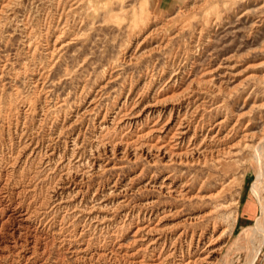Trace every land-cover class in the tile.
I'll list each match as a JSON object with an SVG mask.
<instances>
[{"label": "rangeland", "instance_id": "obj_1", "mask_svg": "<svg viewBox=\"0 0 264 264\" xmlns=\"http://www.w3.org/2000/svg\"><path fill=\"white\" fill-rule=\"evenodd\" d=\"M3 27L0 171L10 169L6 158L17 129L38 124L36 114L43 109L45 118L37 140L50 134L57 137L54 146L67 160L68 145L80 133L85 156L82 167H88L87 161L96 156L110 164L83 192L88 205H104L103 210L96 208L95 212L108 215L110 223L117 225L128 210H143L146 203L155 201L146 205L149 214L138 224L148 222L151 212L159 215L167 207L176 210L166 221L173 225L190 215L210 211L202 220L185 223V228L184 224L177 226L168 234L184 231L186 237L180 239L183 245L190 242L191 233L196 241L202 240L193 247L192 259L207 256L205 241L213 234L218 237L214 246L222 247L215 264L247 263L254 252L239 246L255 243L262 211L252 225L242 226L241 202L252 186L260 207L264 195L260 171L264 147V0H20ZM209 36L211 42L195 61L196 70L177 90L187 88L205 68L216 70L215 83H226L231 93L212 98L208 104L223 105L208 113L207 121L226 115L233 122L239 117V130L246 128L255 137L236 147L218 165L210 160L205 164L167 165L159 156L152 161L145 156L131 159L103 155V149L93 143L103 117L111 122L123 107L129 89L150 96L159 80L175 66L189 67L193 43ZM234 72L237 75L230 76ZM93 97V109L74 122L77 112H84ZM110 125L114 139L129 130L122 124ZM258 135L262 136L258 139ZM98 150L102 155L98 156ZM71 162L74 165L76 160ZM168 176L169 182L177 185L187 183L184 197L169 196L158 187ZM98 186L100 190L95 192ZM117 187L126 190L111 192ZM222 187L221 193L207 197ZM118 198L126 201L117 205ZM154 218L153 225L157 222ZM43 232L40 228L39 233ZM132 239V228L119 232L111 243V256H119L128 244L132 245ZM53 241L46 257L38 255L27 263L77 264L78 243L63 246L56 235ZM96 241L102 249V241ZM263 243L257 244L256 258L262 253ZM151 257L152 262L158 260ZM0 264L19 263L3 260Z\"/></svg>", "mask_w": 264, "mask_h": 264}, {"label": "bare ground", "instance_id": "obj_2", "mask_svg": "<svg viewBox=\"0 0 264 264\" xmlns=\"http://www.w3.org/2000/svg\"><path fill=\"white\" fill-rule=\"evenodd\" d=\"M18 2L20 0H0V28L8 22ZM210 42V36L208 39L197 38L193 43L191 65L175 66L166 78L159 80L150 96L144 97L141 90L129 89L123 107L119 110L117 108L118 111L111 122L103 117L100 131L93 137L94 145L103 149V155L111 153L112 156L131 159L145 156L152 161H156L155 158L159 156L167 165L205 164L208 160L218 165L233 153L236 147L255 137L256 134L250 133L246 128L239 130V117L233 122L228 121L229 117L226 115L207 121L208 113L223 105V102L208 104L212 102V98L231 93L225 86L226 83H215L216 70L205 68L199 78L192 79L187 88L178 91L185 83L187 75L196 70L195 61ZM235 75L236 72L230 74L232 77ZM95 102L96 98L93 97L84 112H77L74 122H77L83 113L92 110ZM36 116L38 124L17 129L16 137L9 145V156L6 158L10 169L3 168L0 171V262L8 260L10 263L28 264L27 261H33L35 256L46 257L49 245L56 235L63 246L78 243L77 264L216 263L222 248L214 246L218 237H213V234L207 237L206 248H203L207 251L206 257L192 259L193 247L202 240L196 241L197 238L191 233L190 242L183 245L180 239L186 237L184 231L168 234L177 226L184 224L185 228V223L202 220L210 211L190 215L173 225L166 221L176 210L174 212L167 207L162 208L159 215L150 211L151 219L138 224L140 221L144 222L149 214L146 205L150 206L155 201L146 203L143 210H128L119 218L117 225L110 223L111 218L108 215L95 212L96 208L103 210L104 205H88L83 192L90 187L96 175L109 169L110 164L100 161L96 156L87 161L88 167H82L85 156L81 152L80 133L71 140L68 145L69 158L64 159L54 146L57 137L50 134L43 140L36 139L45 118L44 110L41 109ZM110 123L122 124V127L127 126L129 130L114 139L115 136L110 135ZM261 136L258 135L257 138ZM102 154L100 152L98 156ZM261 157L260 171L263 174L264 188V147ZM72 160H76L74 165ZM169 177H165L158 187L169 196L184 197L187 191L183 187L187 183L180 186L169 182ZM113 186H116V181ZM222 189L223 187L219 192L211 193L207 197L218 195ZM251 189L253 191V186ZM99 190L100 186L95 192ZM125 190L126 188L117 187L111 192L123 193ZM120 199L115 200L117 205L126 201ZM261 204L262 215L260 212V226L255 243L239 246L240 249L254 252L246 264H253L257 255V244L264 242V195ZM153 214L156 219L152 217ZM153 218L157 220L154 225ZM40 228L45 230L43 234L39 233ZM131 228L132 245L128 244V248L121 251L119 256H111L113 239L119 232ZM96 240L102 241V249L96 246ZM259 255L260 253L256 260ZM151 256H157L158 260L152 262Z\"/></svg>", "mask_w": 264, "mask_h": 264}, {"label": "crops", "instance_id": "obj_3", "mask_svg": "<svg viewBox=\"0 0 264 264\" xmlns=\"http://www.w3.org/2000/svg\"><path fill=\"white\" fill-rule=\"evenodd\" d=\"M241 208L239 211V221H241L242 226H250L257 219L256 216L260 213L261 207L257 201V198L254 194H246L244 199L241 202ZM256 218V219H255ZM255 219V220H254ZM261 254L254 264H264V243L262 245ZM260 252V251H259Z\"/></svg>", "mask_w": 264, "mask_h": 264}]
</instances>
